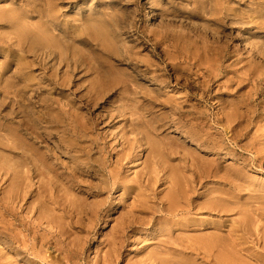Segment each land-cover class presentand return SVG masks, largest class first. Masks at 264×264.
I'll return each mask as SVG.
<instances>
[{
	"label": "rangeland",
	"instance_id": "rangeland-1",
	"mask_svg": "<svg viewBox=\"0 0 264 264\" xmlns=\"http://www.w3.org/2000/svg\"><path fill=\"white\" fill-rule=\"evenodd\" d=\"M151 12L154 18L146 22ZM250 63L259 66L249 70ZM236 109L242 119L229 128L224 120ZM240 123L237 131L245 135L238 141L232 139V132L223 136ZM160 125L156 133L149 132L148 126ZM80 131L84 141L79 140ZM135 138L139 142L129 151L122 142ZM77 139L83 151L68 146ZM25 144L33 145L28 152L33 159L30 168L19 166L14 154ZM126 151L129 159L121 160ZM261 151L264 0H0V175L8 172L9 184L5 181L4 187L25 186L23 170L30 169L31 190L52 178L49 196L59 200L55 206L47 198L38 203L29 198L27 204L18 200L19 218L10 213L6 217L13 223V233L28 239L37 252L50 231L38 223L39 218L46 221L50 216L43 210L55 208L67 242L58 240L60 245L54 247L57 238L49 237L50 243L42 249L50 263L69 264L57 248L66 249L76 240L84 249L78 264H102L113 239L121 241L124 259L119 264H128L144 260L169 234L180 244L187 235L206 232L220 239L232 227L246 223L253 235L241 231L240 235L248 247L260 251ZM51 153L55 158H49ZM74 154L87 161L91 157L93 165L86 160L76 165ZM71 171L75 174L69 175ZM200 171L209 175L196 186L197 205L190 214L185 205L174 208L178 216L171 219L181 221L179 225L171 227L169 218H150L160 209H150L151 200L163 207L160 199L168 195L167 175L191 176ZM2 186L0 181V197ZM217 190L226 211L220 215L208 208L199 211L198 204L210 200ZM83 206L95 209V218H88ZM132 247L135 251L127 255ZM90 251L95 255L92 260Z\"/></svg>",
	"mask_w": 264,
	"mask_h": 264
},
{
	"label": "bare ground",
	"instance_id": "bare-ground-1",
	"mask_svg": "<svg viewBox=\"0 0 264 264\" xmlns=\"http://www.w3.org/2000/svg\"><path fill=\"white\" fill-rule=\"evenodd\" d=\"M148 19L146 22L153 20L154 15L153 13H149L148 15ZM215 59V58H214ZM217 62V61H215ZM238 62V61H237ZM259 65L258 63H250L248 66L249 70H252V68H257ZM110 74V72H109ZM108 74V75H109ZM234 74V73H233ZM174 75V74H173ZM235 75V74H234ZM110 76H114L113 74H110ZM104 77V76H103ZM201 77V76H200ZM129 80V79H128ZM130 81V80H129ZM104 82V80H103ZM133 82V81H132ZM107 84L109 85V81L107 82ZM106 84V85H107ZM104 85V83H103ZM206 85V84H205ZM178 86V85H177ZM105 88V87H104ZM110 88V87H109ZM202 88V87H201ZM249 88V87H248ZM99 89V88H98ZM132 89V88H131ZM205 89V88H204ZM108 90V89H107ZM128 90V89H127ZM194 90V89H193ZM221 90V89H220ZM226 90V89H224ZM94 93V92H93ZM188 93V92H187ZM134 94V93H133ZM214 94V93H213ZM143 95V94H142ZM126 96V95H125ZM181 96V95H180ZM226 96V95H225ZM129 97V96H128ZM224 97V96H223ZM130 99V97H129ZM141 99V98H140ZM199 99V98H198ZM124 100V99H123ZM132 100V99H131ZM135 100V99H134ZM128 101V99H127ZM14 102V101H13ZM122 102V101H121ZM131 102V101H130ZM198 102V101H197ZM211 102V101H210ZM123 103H125V101H123ZM134 103V102H133ZM214 103V102H213ZM127 104V103H125ZM129 104V103H128ZM220 104V103H219ZM131 105H135V104H131ZM216 105V104H215ZM122 106V105H121ZM130 106V105H129ZM128 106V107H129ZM221 107V106H220ZM132 108V107H131ZM162 108V107H161ZM127 109V108H125ZM135 109V108H134ZM140 109V107H139ZM158 109V108H157ZM118 110V109H117ZM142 110V108H141ZM154 110V109H153ZM152 110V111H153ZM176 110L178 111L179 108L176 107ZM239 110V109H238ZM236 109L235 113H229L226 115V119L224 120V122L226 121L227 126L229 128H231L232 124L237 122L238 120L242 119V116L240 115L241 113H239ZM120 111V110H119ZM123 111V110H122ZM129 111V110H128ZM212 111V110H211ZM113 112V111H112ZM121 112V111H120ZM143 112V111H142ZM118 113V112H117ZM121 115V114H120ZM131 115V114H130ZM134 115V114H132ZM239 115V116H237ZM109 116V115H108ZM119 116V115H118ZM138 116V115H136ZM134 117L135 119L137 117ZM106 117V116H105ZM131 119V118H130ZM140 119V118H137ZM136 119V120H137ZM125 120V119H124ZM130 121L131 124L133 125L134 122L136 121ZM145 120V119H144ZM58 121V120H57ZM62 124V123H61ZM119 124V123H118ZM148 124V122H147ZM243 124V123H242ZM241 123L238 125H235L234 128H232L230 131H226L225 129V133L223 136H228V133L232 132L234 136V138H232L234 141H238L239 137L245 135V133L243 132V130L237 131V126H241ZM106 125V124H104ZM136 125V124H135ZM138 125V124H137ZM141 126V124H140ZM170 126V125H169ZM103 127V126H102ZM106 127V126H105ZM149 127V132L150 133H156L159 129H161V125L160 127H154V126H148ZM209 127V125H208ZM220 127V126H219ZM104 128V127H103ZM121 128V127H120ZM142 128V127H141ZM223 129V128H222ZM103 130V129H102ZM210 130H213V128H210ZM236 130V132H235ZM117 131V130H116ZM163 131V130H162ZM234 131V132H233ZM28 132V129L26 131ZM142 133V132H141ZM159 133V132H158ZM221 134V133H219ZM144 137V140L147 142V145L153 146L152 148H155V144L153 142H151L150 138L148 139V137L143 133L142 134ZM187 136L190 139H193V134L188 132ZM78 136H79V140L84 141L85 137L82 136V132L80 131V133L78 132ZM115 136V135H114ZM212 137V136H211ZM2 138V137H1ZM163 138V137H162ZM220 140L223 139V137L219 136ZM3 139H5V137H3ZM7 140V139H6ZM78 139L77 140H72L69 141L68 146L71 147V149L74 152H78V151H83L80 141ZM142 141V140H141ZM11 142V141H10ZM137 142H139L138 139H134V140H126L124 142H122V144H127V148L129 151L133 150V146H135V144H137ZM143 142V141H142ZM141 142V144H142ZM9 144V143H8ZM12 146V143H10ZM112 144V143H111ZM208 144V142H207ZM207 144L204 143V148H207ZM251 141L247 142L246 145L244 146V149L247 150L248 147L250 146ZM215 145V144H214ZM30 146L32 147V144H25L22 148V150H17L18 153H14L17 156L16 159V163L19 166L25 167L27 166L29 167V164L32 162L33 159H31L30 155H29V150H30ZM145 146V145H144ZM171 146V145H170ZM257 146V145H255ZM259 146V145H258ZM257 146V147H258ZM261 146V145H260ZM138 147H140L138 145ZM118 148V147H117ZM243 148V147H241ZM120 149V148H119ZM15 150V149H14ZM225 151V148H224ZM201 152V151H200ZM264 152V151H261ZM230 152L226 151V154ZM248 153V152H247ZM9 154V153H8ZM225 154V152H224ZM13 156V155H12ZM62 156V155H61ZM90 156V154L88 155V157ZM113 156V155H112ZM14 157V156H13ZM73 160L74 162L77 164H83L84 160L83 158L80 159L79 156L77 155H73ZM114 157V156H113ZM130 157V153L128 151H126L124 153V156H121V160L122 159H129ZM235 157V155H233V158ZM33 158V156H32ZM49 158H55L54 153H51L49 155ZM180 161L183 160V158H179ZM87 161V160H86ZM85 161V162H86ZM89 163L91 165H93V160H88ZM87 161V162H88ZM160 161V160H159ZM240 163H244L241 160H239ZM60 162V161H59ZM58 162V163H59ZM33 163V162H32ZM154 163H158L154 162ZM224 163V162H223ZM11 165V163H8ZM13 165V164H12ZM32 165V164H31ZM38 166V164H35V166ZM42 165V164H41ZM62 165V164H61ZM15 166V165H14ZM1 167V166H0ZM11 167V166H10ZM77 167V166H76ZM32 168V167H31ZM53 168V167H52ZM255 168V167H254ZM1 169V168H0ZM7 169V168H6ZM36 169V167H35ZM34 169V170H35ZM93 169V168H92ZM259 169V168H258ZM2 170V169H1ZM190 170V169H189ZM9 171V170H8ZM47 171V169H46ZM45 171V173H46ZM186 171V170H184ZM4 172V171H3ZM10 172V171H9ZM20 172V171H19ZM23 183H25V186H20L19 185H15L14 186H8V187H4L5 185V181L6 184L7 180V173L0 175L1 179V185H3L1 187V197H0V206H1V211H2V218H0V264H57L56 262H49L48 261V257L45 256V250L42 249L44 248L43 246L48 245L50 243L49 241V237L52 239L57 238L55 241L57 244L54 245V247H57V245H60V243L58 242V240H60L61 244H65L67 242V238L63 239L62 236L63 234H65L64 230H63V223L60 222V219L56 217L54 211L55 208H51L49 209V211L45 212L43 210L44 213H42L43 215L45 214L46 216H50L49 218H46V221L43 220V218H39V222L41 224L46 225V228L48 230H50L46 236L42 237L41 239V244L42 247L40 248V250H38L37 252L35 251L34 247L30 246L29 240L28 239H23L21 240L19 238L18 234L13 233V223L6 217L7 214H11L13 216H15V219H18V215L19 213L15 212V208L16 205L15 203L18 204V200L20 201H26V204L29 203V198L33 199L35 203H38V201L41 198H47L49 203L52 206H55L56 204H58L57 201H59L56 197L53 198V196H49L50 194V190L47 189L48 186L52 187V178L50 179L49 183L41 186H37V190H31L32 187V180H31V175L30 172L31 170L29 169L28 171H24L23 170ZM90 172V171H89ZM149 170L145 173L149 174ZM70 174H75L74 172H69ZM96 174V173H95ZM193 174V173H192ZM71 175V176H73ZM195 175V174H194ZM194 175H186L184 173H174L173 175H167L165 182L169 183L171 185L169 191H168V195L162 197L160 200L162 201L163 207H160L157 201H152L151 200V205L149 206L150 209L152 210H158L157 208H160L159 211V215L156 216V214L153 213L152 216H150V218H157L158 220H162V218H169L167 221H171L169 223V225L172 227H175V225H179L178 223L181 221H177V220H173L171 218H176L177 213H175V209L177 208V206L179 205H185V209L184 211L187 214L191 213V208L193 206H196L197 204H195V202L193 201V195L196 194L197 192V184L200 183V181H202L204 178H206V176H208L209 174L206 172H202L200 171V174L195 175L196 177H199L198 180H196V177H194ZM160 176V175H159ZM17 178L18 175H17ZM37 178V177H36ZM47 178V177H46ZM50 178V177H49ZM35 180V179H34ZM54 180H57L56 178H54ZM156 180V179H155ZM17 181V180H16ZM20 181V180H18ZM40 181V180H39ZM48 181V180H47ZM107 181V180H104ZM163 181V180H162ZM199 181V182H198ZM157 182V181H156ZM18 183V182H17ZM12 184V183H11ZM55 187V186H54ZM18 188V189H17ZM13 189L15 190V194L11 191H13ZM21 189V192L20 190ZM19 190V191H18ZM23 191V192H22ZM53 191V190H52ZM55 191V190H54ZM65 191V190H64ZM70 191V190H69ZM239 191V190H238ZM249 191V190H248ZM35 193V194H34ZM62 193V192H61ZM216 194L218 196H216ZM220 191H216L213 194H211V198L210 200L206 201H201L200 204H198V210H202L204 211V209L210 210V212H215L216 214H221L224 213V211H226V209L221 208L222 207V203L221 200H219L220 198ZM28 198V199H27ZM30 199V200H31ZM57 199V200H56ZM79 200V199H78ZM19 201V202H20ZM37 201V202H36ZM80 201V200H79ZM23 204V203H21ZM20 204L21 210L24 211L25 208H23ZM40 204V203H39ZM38 204V205H39ZM49 204V205H50ZM37 205V206H38ZM255 205V204H254ZM28 205H26L27 208ZM51 206V207H52ZM29 207V206H28ZM57 207V206H56ZM93 207V206H92ZM36 208V207H35ZM34 208V209H35ZM42 208V207H41ZM46 208V207H44ZM68 209V207H67ZM38 210V208H37ZM41 210V209H40ZM74 210V209H73ZM72 210V211H73ZM173 210V211H172ZM179 210V209H178ZM20 211V210H19ZM26 211V210H25ZM33 212V211H32ZM82 212L88 217V218H95L94 216L97 215V211H95V209L93 208H86L83 206V210ZM163 212H165V214L163 215ZM23 213V212H22ZM35 213V212H34ZM76 213V212H75ZM79 213V212H78ZM139 213V212H138ZM160 213H162L160 215ZM40 214V213H39ZM38 214V215H39ZM100 214V213H99ZM34 215V214H33ZM37 215V216H38ZM81 215V214H78ZM52 216V217H51ZM203 216V215H202ZM77 217V216H76ZM138 217V216H137ZM141 217V215H140ZM242 218H247L245 216H241ZM255 217V216H254ZM134 218V217H133ZM136 218V216H135ZM237 218V217H236ZM256 218V217H255ZM141 219V218H140ZM24 220H30V222H33V218H24ZM93 219H90L89 222H92ZM144 220V219H143ZM157 220V222H158ZM77 221V220H76ZM262 221V220H261ZM263 222V221H262ZM186 224L187 222H182V224ZM122 224V223H121ZM206 224V223H205ZM248 223H246V225L242 226L239 225V227H232L231 230L228 232V234L226 235V237H223L221 235L220 239H217L218 236H216V233L212 232V233H203L200 235H196L194 236H186L185 239H183L181 241V244L178 243L175 240H172L173 235L169 234L167 237V239L165 238L163 240H160L157 242V248L154 251H151L150 253H147L146 258L142 261H136L134 263H128V264H264V235H262L261 237L258 238L257 242H258V249L260 251H255V248L252 247H248L247 243H245L243 241V236L240 235V231L241 232H245L247 234L253 235V233H251L250 228L251 227H247ZM259 224V223H258ZM79 222H78V224ZM168 225V224H167ZM198 225V224H197ZM262 225V223H261ZM70 226V224H69ZM100 226V224H99ZM118 226V225H117ZM203 226V225H201ZM205 226V225H204ZM230 226V225H229ZM241 226V227H240ZM12 227V228H11ZM125 227V226H124ZM191 229V226H188ZM208 227V226H207ZM207 227H205V229L207 230ZM225 227V226H224ZM68 228V226H67ZM79 228V227H78ZM202 228V227H201ZM47 229H45V231H47ZM117 229V228H115ZM198 229V228H195ZM194 229V230H195ZM209 229V227H208ZM260 229V228H259ZM54 230V231H53ZM69 230V229H67ZM71 230V229H70ZM69 230V231H70ZM76 230V229H75ZM243 230V231H242ZM247 230V231H246ZM73 231V230H72ZM188 231H190L188 229ZM218 231H221L220 229ZM75 232V231H74ZM155 232V231H153ZM123 233V232H122ZM158 233V232H157ZM258 233V232H257ZM80 234V233H79ZM160 234V233H159ZM221 234V232L219 233ZM49 235V236H48ZM124 235V234H123ZM78 236V235H77ZM81 236V235H80ZM121 236V235H120ZM135 236V235H134ZM158 234L154 233V237H157ZM260 236V234L258 235ZM72 237V236H71ZM113 237V235L111 236ZM90 238V237H89ZM132 238V237H131ZM130 238V239H131ZM191 238V239H190ZM125 239V238H124ZM79 240V239H78ZM132 240V239H131ZM158 240V239H157ZM96 241V240H95ZM255 241V240H254ZM31 242V241H30ZM80 242V241H79ZM180 242V240H179ZM55 243V242H54ZM251 243V242H250ZM120 244L121 241L116 240H110L109 242V246H108V251H106L104 253V255L102 256L101 259V263L102 264H119L121 261V251H120ZM68 246L66 249H63L58 246L57 251L60 254H64L65 259L67 260V262L69 264H78V262L76 260H78V258L80 256H82V254L84 253V249L83 246L77 242L73 243H68ZM24 247H28L27 250H24ZM93 250V249H91ZM122 250V249H121ZM135 251V249L132 247L130 249V252L127 254H133V252ZM256 252V254H255ZM258 253V254H257ZM94 252L92 253V251L89 252V259L92 260V256H94L93 258H95V255H93ZM33 256V258L31 257ZM132 256V255H131ZM124 259V258H123ZM122 259V260H123ZM126 259V258H125ZM124 263V262H123ZM91 264V263H90Z\"/></svg>",
	"mask_w": 264,
	"mask_h": 264
}]
</instances>
